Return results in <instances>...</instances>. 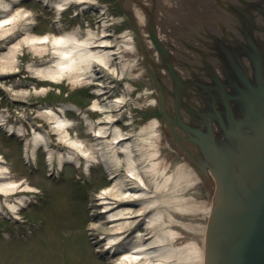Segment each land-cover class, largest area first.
Returning a JSON list of instances; mask_svg holds the SVG:
<instances>
[{
    "label": "rangeland",
    "instance_id": "1",
    "mask_svg": "<svg viewBox=\"0 0 264 264\" xmlns=\"http://www.w3.org/2000/svg\"><path fill=\"white\" fill-rule=\"evenodd\" d=\"M93 1L92 4L82 5L77 9L68 4L67 9L61 14L55 10L54 0L51 3L40 0H22L19 3L17 1L12 10L22 11L25 17L30 19L18 24L19 34L8 40L5 46L14 44L26 35L23 27L28 22H31L27 26L32 35H57L59 32L77 30L80 35L85 36L89 29L100 34L103 23L106 21L111 34L109 39L117 44L122 52L126 43L123 42L122 35L132 33L116 1ZM58 18L60 22L55 21ZM21 49L18 58H15L18 72L7 74L8 71L0 70V114L8 115L7 122L14 120L16 124H20L24 135L20 137L11 135L10 138H6L1 128L0 155H3L7 162L4 167L7 168L10 180L19 182L24 191L35 193L40 199L26 207L21 211L22 213L20 212V220L26 219L28 222L25 225L26 222L15 221L8 207L3 205L5 201L9 202L10 198L14 200L17 195H9L5 200L4 195L0 194V205L4 206L0 210L2 211L0 213V264H108L110 254L97 251L107 249V241H96L94 232L89 226V222L93 219L92 198L101 188L103 190L109 181L107 168L102 164L101 158H98V162H86L80 159V167L63 161L61 164L63 170L55 159L52 171L57 173V170H60L63 175L61 180L57 177H54V180L46 176L47 156L43 147L39 145L33 148V145H28V158H25L23 154L25 144L30 143L34 135L31 134V125L39 126L38 130L42 131L55 145V151L60 152L58 150H61L62 143L59 142L57 134H53L51 124H48L41 115L44 106L55 107L59 104L63 107L67 106L69 110H65V116L74 123L68 130L69 134L71 136L76 134L80 140L89 141L90 132L83 119L84 116H88L90 122L94 123L98 117H101L98 111L90 109V106L93 99H100L103 95L97 94L94 91L95 87L90 84L73 88L67 85L66 79L56 82L38 81L40 78L34 77L29 70V65L35 63L36 54L25 43H22ZM113 50L116 51V46ZM1 51L6 52V48ZM118 55V59L113 61L110 68L122 67L124 74L121 75L120 80L115 81H112L111 74H107L100 88L110 89V92L104 95L108 99L120 94L125 96L127 103L122 108L125 116L118 124L125 122L127 115L132 116L131 122L136 133H145V136L153 134L151 148L156 155L153 157L154 162L157 163V182L161 183L164 180L161 176L170 175L175 186L172 191L173 197L168 200V205L162 204L164 201L161 198L162 195L159 194H162L161 190L157 196L161 219H166L163 224L166 223L165 230L170 235V247L179 250L193 244L197 249L195 250L196 257L193 259L198 260L200 255H203L201 251L203 252L205 222L211 206V193L200 192L195 173L177 159L162 153L160 133H165V129L156 127L157 99L151 91L152 81L143 66L135 42L133 41L132 47L125 48V52L118 53ZM43 85L46 91H41ZM107 85L112 87L108 89L105 87ZM21 89H28L27 97L13 94ZM76 109L81 110L82 113L76 112ZM11 112L14 116L9 115ZM151 124L155 126L148 128L147 126ZM147 146H150L149 143ZM179 167H183L187 176L181 186L176 183ZM21 179H26L30 187H24L26 183H23ZM20 189L21 187L18 190ZM185 214L189 215L182 219L181 216ZM180 221L187 225L189 222L193 223V228L183 225ZM159 225L162 226V223ZM145 226L146 223H140L139 227H134L132 235H138V229L145 232L143 229ZM28 229L30 232L27 235L26 230ZM129 247L130 245L126 249ZM117 258L118 254L111 258V261H119ZM178 262L180 261H174L175 264Z\"/></svg>",
    "mask_w": 264,
    "mask_h": 264
},
{
    "label": "bare ground",
    "instance_id": "2",
    "mask_svg": "<svg viewBox=\"0 0 264 264\" xmlns=\"http://www.w3.org/2000/svg\"><path fill=\"white\" fill-rule=\"evenodd\" d=\"M17 1L19 3L22 0H0V70L8 71L7 74L18 72L15 58H18L22 50V43H25L29 45L30 49H33L37 56L35 63L29 65V70L34 77L40 78V80L37 79L38 81L56 82L66 79L67 85L73 88L90 84L95 87L94 91L97 94L103 95L100 99H93L90 106V109L98 111L97 113L101 117H98L94 123H91L87 116L83 119L87 124V129H89L88 132L94 133L93 135L89 133L91 137L89 141H82L76 134L75 136L69 134L68 130L72 128L74 123L65 118L63 106L56 109L44 106L41 115L48 124H51L54 130L53 134H57L59 142L62 143L61 150H58L60 152L55 151V145L42 131L38 130L39 126L31 125V134L34 135L32 136V143L24 146L25 156L27 158L29 156L28 145H33V148L40 145L43 147L47 160H52L51 166L54 165L55 159L62 167L63 161L78 164L82 158L86 162H98V158H101L100 160L107 168L110 179L106 187L103 190L101 188L92 198L93 219L89 222V226L90 230L94 232L96 241H107V249L99 251L110 254L108 264H175L174 261L177 260L180 261L177 264L181 262L204 264V243L211 206L205 222L203 252L201 251L203 255H200L198 260L193 259L196 257L195 250H197L193 244L189 245L188 248L185 246L179 250L171 248L170 235L165 230L166 223L163 224L166 219H161V211L157 206V196L161 190L162 194H159L162 195L161 198L164 201L162 204L169 202L168 200L173 197L172 191L175 189L173 178L170 175H163L161 177H164V180L161 183L157 182V163L154 162L153 157L156 155L151 148L153 134L145 136V133H136L131 122L132 116L127 115L126 121L118 124L125 116L122 108L126 106L127 100L123 94L112 99L104 96L110 92L111 85L105 86L109 90L100 88L103 86L104 77L107 74L112 75V81L121 79V75L125 72L123 68H117V66L110 68V65L115 59H118V53L125 52V48L132 47L133 41L136 42L133 34L124 33L122 35L123 42L126 43L121 52L120 47L109 39L111 34L106 21L103 23L100 34L89 29L85 36L80 35L77 30L59 32L57 35H32L27 26L31 22H28L23 27L26 35L14 44L5 46L8 40L19 34L18 24L22 23L23 20L30 19L25 17L26 15L22 11L12 10ZM40 1L52 2V0ZM93 2V0H54L53 3L56 12L61 14L67 9L68 4L77 9ZM55 21L60 22L61 20L58 18ZM115 46L116 51L113 50ZM3 48H6V52L1 51ZM148 69H150L149 66ZM102 72L104 73L102 74ZM148 74L151 75L149 71ZM41 88V91H46L44 85ZM27 90H17L13 94L27 97L29 93ZM0 125L8 127V130H12V134L24 135L22 128L14 131L13 125L7 124L2 116L0 117ZM153 125L155 126V124H151L147 127L152 128ZM148 143L150 146H147ZM6 171L7 168L0 165V194L4 195L5 200L7 196L15 193V189H17L16 192L20 191L18 190L19 187L24 190L22 184L10 180ZM177 173L179 175L176 176V183L181 186L187 176L183 167L177 168ZM25 183L24 187H30L26 179ZM25 203L24 198H17L13 202L5 201L3 205L8 207L11 212L17 213L15 210ZM105 215H109V217L106 218ZM188 215H182L181 218L183 219L184 216L187 217ZM140 223H146L143 228L145 232L138 229L139 234L132 235V230L134 227H139ZM160 223L162 226L159 225ZM180 223L193 228L191 222L188 223L189 225L183 221ZM128 245L130 247L126 249ZM117 254L119 261H111V258Z\"/></svg>",
    "mask_w": 264,
    "mask_h": 264
},
{
    "label": "water",
    "instance_id": "3",
    "mask_svg": "<svg viewBox=\"0 0 264 264\" xmlns=\"http://www.w3.org/2000/svg\"><path fill=\"white\" fill-rule=\"evenodd\" d=\"M115 1L123 11L120 9L159 95L156 127L165 129V133H160L162 153L194 172L200 192L211 193V198L214 177L204 264H264V52L258 54L255 49L249 55L253 85L244 78L241 85L229 72L223 82H217L225 92L219 85L196 87L198 103L189 100L182 104L179 95L184 86L168 66L167 56L173 52L177 60L182 58L186 42H178L170 26H185L193 15H203L196 6L203 2L206 9H212L210 0ZM258 19L262 20L260 27H264V19ZM149 56L155 61H149ZM156 69L162 78L167 71L171 73L173 89H165L157 73H153L158 72ZM153 84L151 91L157 98ZM196 88L189 89L195 92ZM173 95L175 118L167 103ZM179 105L183 108L180 113L191 121L181 118ZM173 124L183 132L176 133ZM168 128L175 136L174 144ZM180 153L187 154L204 173L209 170L212 183L205 185Z\"/></svg>",
    "mask_w": 264,
    "mask_h": 264
},
{
    "label": "flooded vegetation",
    "instance_id": "4",
    "mask_svg": "<svg viewBox=\"0 0 264 264\" xmlns=\"http://www.w3.org/2000/svg\"><path fill=\"white\" fill-rule=\"evenodd\" d=\"M210 5L212 9H206L205 3H199L196 7L199 6L203 15H193L185 26H170L172 36L178 42H186V54L182 58L177 60L173 52L167 56L170 59L168 66L184 86L181 94L183 103L189 100L198 103L196 87H218L217 82H223L229 72L237 81L239 75L241 80L244 78L251 82L249 55L255 49L258 54L264 52V27H260L262 20L258 19H264V0H210ZM206 13L209 15L206 16ZM150 60L155 61L151 56ZM220 68L224 74L220 73ZM167 73L163 78L159 76V80L171 90L175 83L173 76ZM187 87L196 90H186ZM218 88L226 91L221 86ZM169 100L173 102L171 98Z\"/></svg>",
    "mask_w": 264,
    "mask_h": 264
}]
</instances>
